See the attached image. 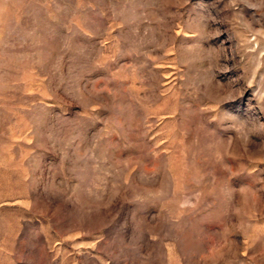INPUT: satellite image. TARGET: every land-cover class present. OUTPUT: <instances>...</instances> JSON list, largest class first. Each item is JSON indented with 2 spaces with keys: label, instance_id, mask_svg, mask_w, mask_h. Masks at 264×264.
<instances>
[{
  "label": "rangeland",
  "instance_id": "obj_1",
  "mask_svg": "<svg viewBox=\"0 0 264 264\" xmlns=\"http://www.w3.org/2000/svg\"><path fill=\"white\" fill-rule=\"evenodd\" d=\"M0 264H264V0H0Z\"/></svg>",
  "mask_w": 264,
  "mask_h": 264
}]
</instances>
